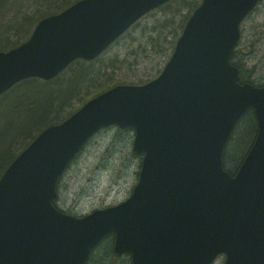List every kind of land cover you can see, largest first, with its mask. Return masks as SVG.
I'll return each instance as SVG.
<instances>
[{
    "label": "water",
    "instance_id": "95a60500",
    "mask_svg": "<svg viewBox=\"0 0 264 264\" xmlns=\"http://www.w3.org/2000/svg\"><path fill=\"white\" fill-rule=\"evenodd\" d=\"M168 0H78L0 51V94L27 77L50 79L99 55L140 16ZM258 0H201L161 72L96 95L41 131L0 176V264H83L114 234L131 264H264V86L239 83L230 55ZM248 107L257 133L232 175L226 140ZM134 129L142 153L125 200L76 217L52 203L56 182L103 126Z\"/></svg>",
    "mask_w": 264,
    "mask_h": 264
},
{
    "label": "trees",
    "instance_id": "16d2710c",
    "mask_svg": "<svg viewBox=\"0 0 264 264\" xmlns=\"http://www.w3.org/2000/svg\"><path fill=\"white\" fill-rule=\"evenodd\" d=\"M74 1L76 0H0V50L17 46L29 37L42 17L58 12ZM199 1L170 0L158 10H167L177 4L176 14L181 10L191 12ZM262 1L264 0H260ZM188 15L177 24L175 17L164 19L158 24L157 33L149 35L148 45L151 52L147 56H158V59L154 60L144 75L137 78L138 83L145 82L160 72ZM136 26L137 23L127 32L134 30ZM168 27L171 29L166 31ZM254 27L252 24V28ZM246 31L247 25H242V37L232 52L231 60L240 68L241 81L263 84L264 79L253 77L256 73L255 63L248 67L245 59L244 49L249 50L246 58L252 59V55L258 54L254 48L255 40ZM257 33L254 30L251 35ZM109 62L115 63L113 60L108 61L106 51L92 61L78 59L51 80L28 78L0 96V175L44 127L64 120L86 100L114 83H119L118 79L108 76L107 71L102 69L109 67ZM256 130L253 113L248 110L232 129L223 151L224 167L228 171L233 172L238 167L255 138ZM84 264H130V258L128 254L119 258L113 255V238L109 234L93 249Z\"/></svg>",
    "mask_w": 264,
    "mask_h": 264
},
{
    "label": "rangeland",
    "instance_id": "374dc122",
    "mask_svg": "<svg viewBox=\"0 0 264 264\" xmlns=\"http://www.w3.org/2000/svg\"><path fill=\"white\" fill-rule=\"evenodd\" d=\"M177 6L149 12L136 22L134 30L125 33L106 50L108 61H115L113 64L109 62V67H102L108 76H114L113 79H118L119 83H138L137 78L144 75L154 60L158 59V56H147L151 52L149 35L157 33L158 24L164 19L175 17L177 24L190 13L189 10H181L176 14ZM245 25L246 33L255 40L254 48L258 51L249 59L246 58L249 50L244 49L247 65L251 67L255 63L256 73L253 77L264 79V1L246 17L243 22ZM170 29L168 27L166 31ZM254 30L258 33L251 35ZM132 143L133 130L130 128L119 129L111 125L98 130L60 177L56 205L68 213L82 215L128 197L137 181L141 161L140 154L133 151ZM222 263L223 257H219L213 264Z\"/></svg>",
    "mask_w": 264,
    "mask_h": 264
}]
</instances>
